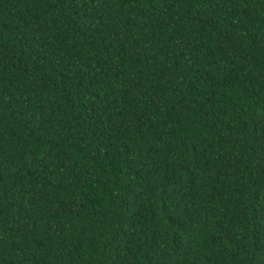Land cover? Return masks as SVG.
<instances>
[{
    "label": "trees",
    "instance_id": "1",
    "mask_svg": "<svg viewBox=\"0 0 264 264\" xmlns=\"http://www.w3.org/2000/svg\"><path fill=\"white\" fill-rule=\"evenodd\" d=\"M0 264H264V0H0Z\"/></svg>",
    "mask_w": 264,
    "mask_h": 264
}]
</instances>
